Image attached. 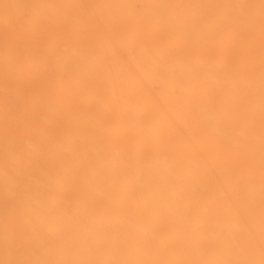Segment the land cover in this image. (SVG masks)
<instances>
[{"label":"bare ground","instance_id":"6f19581e","mask_svg":"<svg viewBox=\"0 0 264 264\" xmlns=\"http://www.w3.org/2000/svg\"><path fill=\"white\" fill-rule=\"evenodd\" d=\"M0 264H264V0H0Z\"/></svg>","mask_w":264,"mask_h":264}]
</instances>
